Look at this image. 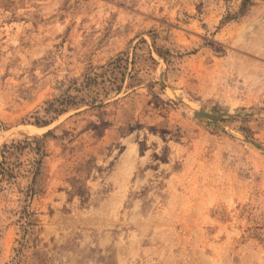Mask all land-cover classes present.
Instances as JSON below:
<instances>
[{"label":"rangeland","instance_id":"obj_1","mask_svg":"<svg viewBox=\"0 0 264 264\" xmlns=\"http://www.w3.org/2000/svg\"><path fill=\"white\" fill-rule=\"evenodd\" d=\"M0 264H264V0H0Z\"/></svg>","mask_w":264,"mask_h":264}]
</instances>
